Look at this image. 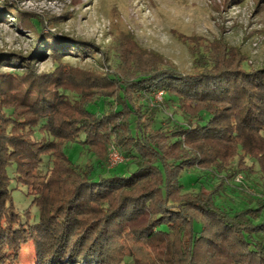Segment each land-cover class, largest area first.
<instances>
[{
    "label": "trees",
    "instance_id": "obj_1",
    "mask_svg": "<svg viewBox=\"0 0 264 264\" xmlns=\"http://www.w3.org/2000/svg\"><path fill=\"white\" fill-rule=\"evenodd\" d=\"M4 5L1 22H30L40 39L31 56H0V264H27L19 251L30 240V264H108L115 237L153 206L137 236L171 238L179 264H264V67L247 70L237 47L221 40L222 54L214 55L193 36L195 70L182 72L124 30L120 42L134 50L121 43L111 57L103 48L111 72L73 78L81 91L60 74L39 75L35 64L96 58L93 47L45 34L41 19ZM160 91L163 101L152 104ZM71 143L87 147L93 161L74 162L66 153ZM97 145L117 148L127 167H110ZM188 168L197 170L199 190L183 191ZM239 174L244 182L235 180ZM52 181L58 185L50 188ZM227 190L249 206L218 205ZM24 199L25 208L18 205Z\"/></svg>",
    "mask_w": 264,
    "mask_h": 264
},
{
    "label": "rangeland",
    "instance_id": "obj_2",
    "mask_svg": "<svg viewBox=\"0 0 264 264\" xmlns=\"http://www.w3.org/2000/svg\"><path fill=\"white\" fill-rule=\"evenodd\" d=\"M8 4L16 6L29 18L41 19L43 33L74 38L93 47L92 55H97L96 58L49 57L35 64L39 75L60 74L66 81L65 86L81 91L83 88L77 87L73 78H81L82 75L88 74L86 71L91 70L111 72L108 63L102 61L103 48H111V56L116 53V48L121 43L133 47L130 45L132 43L127 41L120 42L119 32L124 30L125 33L126 31L132 33L144 48L163 55L182 72L195 70V57L189 49L192 42L187 40L193 36L199 37V44L210 46L214 55H221L224 48L218 42L224 41L237 47L236 49H239L246 58L244 67L247 70L252 67H264V0H8ZM8 8L4 5V0H0V13ZM1 20L0 56L33 55L40 36L30 22L20 23L17 17H11L5 22ZM202 51L201 49L199 52ZM135 59L131 57L129 63H134ZM221 63L226 62L219 61V64ZM234 63L238 65V62ZM4 69L14 71L13 68ZM19 91L20 89L12 92L19 95ZM158 94L159 92L153 95L152 104L163 101L164 94L162 99ZM67 110L74 112L73 109L66 107ZM165 113L179 117L175 109H168ZM96 150L106 157V160L108 159L110 165L111 152H108V148L97 145ZM66 153L80 165L93 161L90 151L80 143H71L66 148ZM122 158L117 170H124L127 167L125 157ZM59 164L61 166L57 167V170L54 169L56 177L63 166L62 163ZM99 171L100 169L96 168L95 172ZM198 176L195 168H188L182 172L180 179L185 186L184 192L199 190ZM235 180L239 183L244 182L240 174ZM257 180L258 178L254 177V181ZM55 185H58L57 182L52 181L50 188ZM41 191L46 194L49 189L43 186ZM116 199L112 197L109 200ZM216 200L218 205L235 210L249 206L247 197L232 190L223 192ZM29 201L30 199L20 200L18 205L28 207ZM153 207L135 221L133 224L135 228L123 230L121 237H115L108 264H179L174 259L172 250L174 247L178 248V245L172 242L171 238L167 240L161 236L163 238L151 242L146 240L143 234L140 238L137 236L138 230L153 217L152 212L155 211ZM162 226L164 228L166 225H160L159 228ZM201 228L202 224L196 221L195 230L199 231ZM19 253L18 260L21 263H32L35 257L33 240L23 244ZM65 262L64 264H68L67 258Z\"/></svg>",
    "mask_w": 264,
    "mask_h": 264
},
{
    "label": "built area",
    "instance_id": "obj_3",
    "mask_svg": "<svg viewBox=\"0 0 264 264\" xmlns=\"http://www.w3.org/2000/svg\"><path fill=\"white\" fill-rule=\"evenodd\" d=\"M162 95H163V91H160L158 94V97L162 99ZM110 167H114L116 165H118L122 160H123V156L121 155V153L118 151L117 148L112 147L110 150Z\"/></svg>",
    "mask_w": 264,
    "mask_h": 264
}]
</instances>
